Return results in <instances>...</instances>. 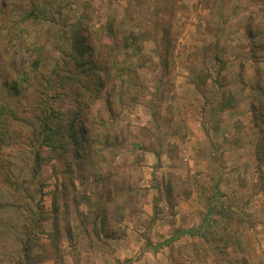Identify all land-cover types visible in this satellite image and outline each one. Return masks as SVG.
<instances>
[{"label": "rangeland", "instance_id": "obj_1", "mask_svg": "<svg viewBox=\"0 0 264 264\" xmlns=\"http://www.w3.org/2000/svg\"><path fill=\"white\" fill-rule=\"evenodd\" d=\"M50 1L56 27L20 23L31 0H0V84L29 72L20 91L0 92L8 130L0 149V264L23 259L28 244L26 264H264V0ZM78 23L96 33L107 66L124 58L129 37L137 39L142 50L129 52L131 72L122 76L133 86L124 91L113 70L103 91L114 112L102 110L109 121L95 120V133L114 145L93 138L92 162L84 171L73 165V175L69 153L43 148L34 179L31 141L44 104L63 119L77 99L70 81L52 96L40 83L28 38L47 48L40 72L59 62L66 74L70 51L59 41ZM18 26L26 38L4 46ZM206 216L201 237L167 243Z\"/></svg>", "mask_w": 264, "mask_h": 264}, {"label": "trees", "instance_id": "obj_2", "mask_svg": "<svg viewBox=\"0 0 264 264\" xmlns=\"http://www.w3.org/2000/svg\"><path fill=\"white\" fill-rule=\"evenodd\" d=\"M31 0L30 6L31 10L26 11L23 15L21 22L25 21H44L45 23L55 22L53 9L55 6H52V2L50 0ZM55 2V0L53 1ZM5 3V2H4ZM5 5V4H4ZM58 7V11L62 8L60 4H56ZM83 21H86L85 19ZM53 23V22H52ZM54 27H56L55 23H53ZM81 24H76L73 30V35L68 40L64 34L62 35V40L59 41V45L61 47H67L69 50L70 56V71L64 74V65H61L59 62L55 64V69L49 71L48 73H42L39 71V66L45 60L46 46H39L37 42L30 41L28 38V46L26 47L27 51L32 49L36 50L35 54V62L33 66V71L38 74L40 78V83L49 91V93L56 95L58 88H63L64 84L70 81V89L72 92L75 90L76 97V106L74 108H70V111L67 113V116L63 119H60L59 112L56 111V108H53L48 105V103L44 104V109H42V119H40V124L38 129L33 130V138L32 143L34 144V162H33V178L35 179L41 172L44 158L42 156L43 148H48L54 152H59L63 150L64 153H69L70 158L72 159L68 164L70 167V175L74 174V167H77L80 171L85 167L84 165H88V162H92L91 159V142L94 138V143L100 144L103 147H108L111 144L110 136L103 137L104 140H101L99 135L97 136L96 132V121L100 124L101 122L104 124H108L109 118H106L104 114H102V110H106L108 114L114 112L113 107L111 106V102L109 100V96L106 95L104 97L103 91L107 89L110 81V75L113 70L117 72V78L120 79V87L125 90H128L129 87L133 86V82H123V75L131 72V66L127 63L130 59L129 52L139 53L140 47L133 46L137 39H132L129 37L127 39V43L125 45V49L123 52L124 58L119 59L117 57L112 61L110 66H107L102 59L100 48L98 47V43L100 41L97 40V35L91 34L88 35L80 26ZM15 29V28H14ZM11 28L9 41L4 46L8 44H14V39L24 36L26 38L27 34H24L22 29L18 26L15 30ZM56 36L63 33L61 27L53 28ZM110 31L114 32V27L112 26ZM98 33V32H97ZM251 38H254L252 33L249 34ZM133 37V36H132ZM3 39L0 34V41ZM216 61H220L218 56H215ZM146 64L142 63L140 65H136V72L140 70L142 67L144 68ZM221 70L223 68H220ZM221 70L218 72V76L221 74ZM16 81L14 82H3L0 84V92L6 90L10 91H20L21 87L28 85L29 83V72L25 70L16 71ZM216 84L219 83L218 79H216ZM11 85H10V84ZM112 89V88H111ZM115 85L113 84L112 91H115ZM77 91V92H76ZM111 91V92H112ZM129 91V90H128ZM126 92H123L124 95ZM231 93V92H226ZM225 93V94H226ZM232 94V93H231ZM108 96V97H107ZM83 99V100H81ZM104 99V100H103ZM107 101L104 104V107L99 108L97 111H94L95 106L97 104L99 107L102 105V101ZM224 106H232V98H224ZM6 100L5 97L0 95V149L3 146L6 139L7 124H6ZM94 107V108H93ZM11 113L14 114L12 111ZM89 113L92 121H89ZM88 124V125H87ZM95 125V126H94ZM102 138V139H103ZM70 148L69 150H67ZM159 156V154H158ZM75 163V164H74ZM84 171V170H82ZM96 174V173H95ZM93 198V196L91 197ZM210 219L206 216V219L202 223V225L197 227H192L188 229L177 230L174 236L167 240V243H172L176 239L184 236H202V232H204L208 225ZM24 257L21 260H18L16 264H26L30 260L31 256V247L30 245H26L23 248Z\"/></svg>", "mask_w": 264, "mask_h": 264}, {"label": "crops", "instance_id": "obj_3", "mask_svg": "<svg viewBox=\"0 0 264 264\" xmlns=\"http://www.w3.org/2000/svg\"><path fill=\"white\" fill-rule=\"evenodd\" d=\"M199 226V225H198Z\"/></svg>", "mask_w": 264, "mask_h": 264}]
</instances>
